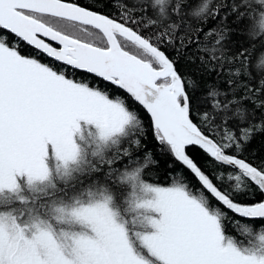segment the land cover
I'll list each match as a JSON object with an SVG mask.
<instances>
[{
	"label": "snow or ice",
	"instance_id": "1",
	"mask_svg": "<svg viewBox=\"0 0 264 264\" xmlns=\"http://www.w3.org/2000/svg\"><path fill=\"white\" fill-rule=\"evenodd\" d=\"M96 3L0 0V264H264V160L244 155L264 133V0ZM189 12L256 39L228 55L226 27ZM177 56L226 87L196 97ZM148 135L179 166L167 183L144 178Z\"/></svg>",
	"mask_w": 264,
	"mask_h": 264
},
{
	"label": "trees",
	"instance_id": "2",
	"mask_svg": "<svg viewBox=\"0 0 264 264\" xmlns=\"http://www.w3.org/2000/svg\"><path fill=\"white\" fill-rule=\"evenodd\" d=\"M198 2L200 4L208 3L209 8L213 9V6L216 5L217 0H198ZM81 3H83L85 6L90 4H95L96 8H104V3H96V0H81ZM116 9H117V4L113 3L111 8L105 10L111 11L115 15ZM253 11L258 12L259 7L254 6ZM189 16H191V12H189ZM177 22L181 23L182 26H194L205 30L209 28L226 27L227 29L226 44L229 45L227 51L228 55H232L237 45L243 44L250 39L252 40L256 39V37H249L248 34L243 30H241L239 27H237L236 23H234L231 19H229L225 24H221L219 19L213 20L211 18H208L207 20L202 22L199 17L191 16L190 19L183 21L177 18ZM258 47L259 45H257V48ZM169 52L172 55H175V53L171 52V49H169ZM254 55H255V64H253L252 67H256L257 65H259L262 54L259 51H257L255 52ZM176 59H177V68L181 74L185 75L186 78L191 77L200 82V87L197 89L195 93L196 97L202 98V95L206 91L207 87L211 86L213 83H216L221 90H223L226 87L225 83L216 81L214 76H202V74L197 70V65L194 63H189L188 56H185L184 58L177 56ZM238 68L239 65L236 64L235 62H233L231 65L226 64L225 72H227L230 69L232 73H235ZM256 71L257 73H259L261 69L257 67ZM226 78L227 77L225 76V79ZM239 81L242 84L248 83L250 87L259 86L258 80L254 79L250 83L248 78L243 75V72H241ZM194 104L197 109L201 107V104L199 103L198 100L194 101ZM135 107L137 111L141 114L142 118H144L145 122L147 123L150 120V114H147L146 111L143 110L142 107L139 106L138 104L135 105ZM145 148L148 151L149 157L153 159V164L148 169L145 170L144 178L148 182H152V183L169 182L170 178L176 175V172L173 171V169L179 168V166L173 164L171 161V157L168 154H165L163 151H161L160 147L158 146V142L154 139L152 135H148L145 137ZM193 155L201 162L207 159L204 156V154L200 152L198 149H193ZM244 155L249 160H252L257 164L261 163L262 160H264V133H260V132L255 133L254 138L249 143L248 150L247 152L244 153ZM119 166L120 165L117 164V167ZM206 166L208 168L212 167L211 164H208ZM255 198H256L255 196L247 197V199H255Z\"/></svg>",
	"mask_w": 264,
	"mask_h": 264
}]
</instances>
